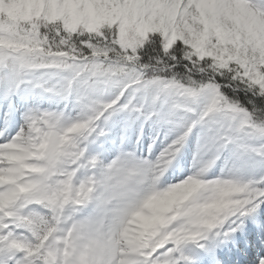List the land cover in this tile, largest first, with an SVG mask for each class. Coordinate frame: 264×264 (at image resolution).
<instances>
[{"label":"snow or ice","instance_id":"snow-or-ice-1","mask_svg":"<svg viewBox=\"0 0 264 264\" xmlns=\"http://www.w3.org/2000/svg\"><path fill=\"white\" fill-rule=\"evenodd\" d=\"M244 7L264 21L261 7L249 0ZM78 8L82 22L76 26L67 12L54 22L46 12L25 18L22 8L14 17L0 13V68L12 72L5 98L18 93L23 84L63 100L72 99L76 89L81 107L71 123L62 112L29 111L19 133L0 145V174L12 177L11 183L0 184V264H196L185 252L189 245L207 254V264H226L210 245L233 238L245 220L264 235V220L259 218L264 174L247 182L202 183L190 177L167 189L198 184L201 191L177 210L184 215L155 238L125 242L128 221L145 211L150 197L161 193L155 191L160 178L198 125L207 126V131L197 156L212 155L200 160L197 176H203L229 145L264 161V144L240 143L246 135L264 140V121L257 123L252 113L222 91L243 86L264 97V48L235 22V0H79ZM90 12L109 17V22L92 29ZM151 44L160 46L155 63L151 57L144 61L145 48ZM169 60H180L190 72L208 73L207 82L191 76L164 78L175 67L174 63L169 67ZM51 70L67 76L48 86L44 77ZM29 76L34 78L25 79ZM109 85L119 88L114 99L106 103L93 99ZM136 93L145 94L144 104L134 103ZM162 95L182 101L171 111L183 109L197 118L154 161L121 152L101 166L97 156L87 155L89 138L105 135L100 121L107 123L125 111L151 120L160 115L155 105ZM202 98L207 102L196 112L192 105ZM149 103L152 110L146 111ZM214 124L221 130L214 131ZM82 170L87 173L83 178ZM145 185L151 186V194H143ZM225 187L239 195L204 226H190L202 217L212 194ZM84 209L91 214L82 217ZM258 264H264V258Z\"/></svg>","mask_w":264,"mask_h":264},{"label":"rangeland","instance_id":"rangeland-1","mask_svg":"<svg viewBox=\"0 0 264 264\" xmlns=\"http://www.w3.org/2000/svg\"><path fill=\"white\" fill-rule=\"evenodd\" d=\"M6 4L11 6L12 8H17L19 13L21 8L23 9V16L25 18H30L34 14L37 13H47L49 19H53L56 17H64L65 13L67 12L69 16V20L72 25L76 26V24L81 23V14L79 12L78 4L79 0H0V4ZM237 8L235 9V16L234 20L237 24L245 27V29L253 36V38L257 41V45L264 48V21H259L258 19L251 16L248 10L244 7L245 0H235ZM249 3L256 5L257 7H261L264 10V0H249ZM67 5V7H64ZM109 17L105 15H99L95 12L89 13V24L93 28L95 26H102L103 24L109 22ZM5 69L0 68V76L7 81L11 78V76L7 77V74L4 72ZM50 73V72H49ZM37 76L43 75V73H37ZM6 77V78H5ZM65 76H58L56 74H49L45 75V79L49 81L48 86H52L53 84L62 83V78ZM34 77L29 76L25 79L31 80ZM118 87L115 86V89ZM19 93H26L31 95L33 106L27 104V107H23L25 110H22L21 117L25 122V115L29 111H53V112H62L65 115L66 123H71L74 121L81 113V107L72 99L63 101L59 97H54L50 94H44L40 90H31L30 84H25L24 87H20ZM153 94L150 90L147 94L149 97ZM136 95V94H135ZM113 98H110V95L107 96L106 102L111 101ZM145 98V96H144ZM34 101V102H33ZM162 102L161 108L156 110L160 115L155 116L151 119L154 126H157V136L161 137V143L158 146L160 151H163L170 143H172L179 135H181L185 129V127L192 121L195 120L197 117L192 112L184 111L183 109L171 111L172 106L177 102H182L179 98L169 95V96H161L160 100L157 103ZM207 102L206 98H202L197 105H192L196 112H199L203 109L205 103ZM48 103V105H47ZM145 103V99H144ZM143 103V104H144ZM156 103V105H157ZM155 105V107H156ZM55 106V108H52ZM145 110L151 111L152 106L151 104H145ZM19 113V110H17ZM118 118L115 120V116ZM143 116H138L137 113L134 112H119L116 113L111 117L107 123L103 122L100 124V127L104 129L105 135L103 137H90L89 141H87V155L88 156H97L101 161V166L108 165L113 159H115L121 152H131L128 150H124V146L126 145L125 139L121 140L122 133L131 131V125L137 130L140 131L141 124L140 118ZM163 117V120H161ZM134 119L136 121H134ZM133 120V121H132ZM132 121V122H131ZM129 123L130 127L126 128L124 126L125 123ZM224 125L227 122H223ZM205 126H199L197 130H193L192 134L194 139H196L197 134L204 136L206 130ZM69 136L72 133L68 134ZM136 135V134H135ZM14 138V137H13ZM12 138V139H13ZM11 139V140H12ZM9 140V142L11 141ZM240 143L247 146V147H259L261 144H264V140H261L259 137L254 135H246L243 136L240 140ZM131 146V143H130ZM231 151V158H223L221 161V170L218 172L210 173L203 177L200 181L202 183H211L215 181H225V180H240L247 182L250 179H258L261 174H264V161H261L259 157L255 156L253 153L248 152L247 154H242L236 148V146L231 145L229 148ZM143 156L137 158L149 160L150 156L147 151L142 150ZM189 151H186L188 154ZM187 156V155H186ZM190 156L191 159H194L195 156L190 152L188 157ZM187 157V158H188ZM206 158V157H204ZM206 160V159H204ZM203 160V161H204ZM200 164V161L198 162ZM197 164V165H198ZM230 167L226 169V167ZM246 166V167H245ZM219 168V169H220ZM179 171L183 172L184 167L181 164L179 165ZM99 169H97V173ZM87 173L85 171H81L80 177L83 178ZM4 175H1V179H3ZM258 177V178H257ZM171 188L170 186L165 185V180L162 182L161 190L162 193L155 201V208L162 210L165 206V199L169 193L166 191L167 189ZM143 194L148 195L151 193V186L145 185L143 188ZM201 191L198 184L189 185L186 192L182 195L181 198L177 199L174 203L173 209L170 212H161V213H154L152 209H148L145 213L149 214V218L146 219L145 217H139L137 220V225L130 226L128 221V231L126 235V241L129 242H139L147 238H155L158 236L162 231H164L167 227L170 226L174 219L180 218L184 215L182 211H177L181 209L182 205L187 203L193 196L194 193ZM239 195L238 192L234 191L231 188L225 187L223 189H217L212 194V199L209 204L203 206V212L206 214V217L193 220L191 222L192 227H200L204 226L207 221H210L212 216L216 215L217 212L222 211L225 206L229 205L232 199ZM152 197L149 198L151 200ZM3 206V201L0 200V207ZM90 209H85L82 211L81 216L90 215ZM142 215V212L140 213ZM139 216V215H138ZM264 218V217H263ZM147 223L146 227H141L142 224ZM132 230V232L130 231ZM249 238L248 242H252L253 239L251 238L252 233L248 234ZM263 240L262 246H257L255 243L253 245L252 251L255 252V258H259L260 254L264 251V235L262 236ZM196 252L201 250H197L194 246L189 245L185 252L189 256L195 255ZM253 262V259H250V255L246 256V260L243 261V264H250Z\"/></svg>","mask_w":264,"mask_h":264},{"label":"bare ground","instance_id":"bare-ground-1","mask_svg":"<svg viewBox=\"0 0 264 264\" xmlns=\"http://www.w3.org/2000/svg\"><path fill=\"white\" fill-rule=\"evenodd\" d=\"M32 1H35V0H32ZM52 1H54V0H52ZM29 98H31V97L29 96ZM117 118H118V116L116 115L114 121H116ZM161 120H163V118H161ZM124 126L126 128L130 127L129 123H125ZM212 127H213L214 131L221 130L220 124H214V125H212ZM224 127L226 128L227 124H225ZM156 128L157 127H155L153 125V122L151 120H148L147 122L143 123V130L141 132L142 135H135V134H137L136 129L131 125V131L129 130L128 132H123V137L125 138V142L135 143L136 139H137V146H139V148H140V146L146 147V148H147V146H149V147L151 146V148H150V160L154 161L162 152L158 148V146L161 143V137L157 136V129L158 128L157 129ZM197 128H198V126L194 130L196 131ZM204 128L207 131V126H205ZM11 137L12 136L8 135V134H6L4 137H1L0 138V145L5 144V142L8 141ZM203 138H204V136H201L199 134L196 137L197 142H196V140H193L195 144L192 147L191 152L197 159H200L201 157L204 156L203 154H201L200 157L197 156L198 149H199L201 143L203 142ZM230 146L231 145H229L227 148H225L224 150H222L218 154V159H216L215 163L204 173L203 176H197L196 175V173L199 171V168L201 167V164L195 163V166H194V163H188L189 160H187V161H185V163H186V172L185 173H182V174L176 173V170H175V165L177 163L176 162L175 164L172 163V165L167 169V171L163 174V176L161 178H162V180H165V185L170 186V187H174L179 183H183L185 180H187L190 177L201 181L203 179V177H205L209 173L213 172L214 170L217 169L216 171H218V168L221 166L220 164H221L222 159L228 157L230 154V151L228 149ZM135 152H136V150L132 151V153H135ZM138 154H139V152H138ZM210 158H211V156H210ZM229 168L230 167L228 166L227 169H229ZM0 172H2V170H0ZM5 179H6L5 181L0 180V184L12 182V177H6L5 176ZM189 185H191V184H185L182 187L175 189L174 191H169V193L165 199V203H164L165 206L162 208V210L155 208V201L160 196V194L162 193V190L160 188L159 192H161V193L155 195L151 201L147 202L146 207H145L146 210L143 212L142 215H139L138 217L137 216L133 217L130 226L139 224V223H137V220L140 216L148 219L149 214L145 213L148 209H152L153 212L156 214L161 213V212L172 211L174 203L177 201V199L182 197V195L188 189ZM192 185H195V184H192ZM146 226H147V223H144V224H142L141 227H146ZM247 226H248V222H247V220H245L244 221V227L241 231L246 230ZM130 231L132 232V230H130ZM236 235H238V234H235V236L232 239L235 243H238L239 240H238V237ZM151 238H153V237H151ZM127 243L131 244V243H136V242L127 241ZM224 245L225 244L220 242L217 245L211 246L210 250L216 252L218 249L223 248ZM203 254H204L203 255L204 261L206 262V260L208 259L207 254L205 252ZM193 258H194V256H193ZM262 258H264V253H263V256L259 259H262ZM2 259H3V257H0V260H2ZM259 259H256L253 264H258Z\"/></svg>","mask_w":264,"mask_h":264},{"label":"trees","instance_id":"trees-1","mask_svg":"<svg viewBox=\"0 0 264 264\" xmlns=\"http://www.w3.org/2000/svg\"><path fill=\"white\" fill-rule=\"evenodd\" d=\"M2 13L6 14V11ZM159 51V45L151 44L146 46L144 61L148 62L149 58L151 57L153 58L152 62L155 63V58L157 57ZM178 55L182 59L183 52H179ZM173 63L175 64V67H171ZM168 65L169 67H171V71L165 73L164 78H172L174 76L177 79L184 80L187 77L191 76L192 79H195L197 81L203 80L204 82H207L208 80V73L202 74L198 71L190 72L180 60L175 62L169 60ZM217 79L218 83L220 84L226 83V81L224 80H219V78ZM222 91L232 101L237 102L243 109L247 110L249 113H252L257 123L264 121V97L253 95L251 91L246 92L243 86H240L239 89L235 91L232 87L224 88L222 89Z\"/></svg>","mask_w":264,"mask_h":264}]
</instances>
